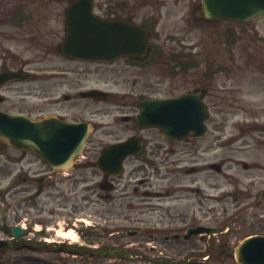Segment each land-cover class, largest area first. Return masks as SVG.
Returning <instances> with one entry per match:
<instances>
[{"label":"flooded vegetation","instance_id":"af4514ba","mask_svg":"<svg viewBox=\"0 0 264 264\" xmlns=\"http://www.w3.org/2000/svg\"><path fill=\"white\" fill-rule=\"evenodd\" d=\"M54 1H5L0 6V73L31 74L28 81L0 86V109L34 119L85 123L92 129L73 166L63 177L57 174L49 181L61 187L48 194L56 198L57 208L45 216L44 204L35 198L38 214L32 215L30 223L41 221L54 230L62 223L64 231L78 235L73 240L78 244L50 241L53 244L49 253L55 257L64 251L81 259V264L227 262V246L235 233L240 235L251 227L264 232V178L241 181L240 187L230 186L226 172L224 180H216L213 163L198 162V140L192 134L185 141L166 139L157 130L139 126L135 116L139 104L146 99L175 97L199 89H205L203 100L207 105L222 104L220 92L214 90L215 78L219 77L215 72L225 71L219 58L224 60L231 55L230 44L237 43L241 35L230 38L225 33L216 55L205 54L184 48L193 39L172 32L170 27H176L177 20L181 22L182 4L187 7L183 21H191L190 10L196 0H90L94 13L118 24L120 33L125 31L123 25L146 28L148 49L134 56L122 50L102 51L98 54L118 58L85 61L65 55L62 50L68 34L66 15L76 0ZM125 35L128 39L129 34L122 37ZM25 57L30 60H23ZM124 73L126 76L119 78ZM102 74L122 92L114 91L107 81V86L101 87ZM164 80L172 81L175 88L165 90ZM96 91L107 92V97L101 100ZM225 100L239 103L237 99ZM98 103H116L119 109L126 110L116 119L129 125V130L116 133L110 129L100 115ZM105 137L109 142H104ZM129 140L132 147L138 144L140 152L125 158L119 171L117 162L113 163L117 173H103L97 164L103 150ZM182 144L189 155H183L186 151ZM224 147L227 154L223 159L229 163L228 141ZM50 174L53 169L44 165L41 175ZM3 180L2 175L0 183ZM89 201L108 203V208L86 211L84 206ZM22 221L19 211L15 222ZM0 226H5V218ZM198 228L212 232L199 235ZM214 231L221 235L217 241ZM32 248L40 251L38 245ZM57 260L49 258L44 264H62Z\"/></svg>","mask_w":264,"mask_h":264},{"label":"rangeland","instance_id":"374dc122","mask_svg":"<svg viewBox=\"0 0 264 264\" xmlns=\"http://www.w3.org/2000/svg\"><path fill=\"white\" fill-rule=\"evenodd\" d=\"M57 1L58 0H55L54 2ZM199 1L200 0H196L192 7L198 5ZM186 13L187 7L185 4H182L180 13L181 22L179 23V20H177L178 25L176 27L170 25L172 32L175 31L180 35L187 34L191 36L193 40L189 41L188 43L190 45L184 48L197 49L204 51L205 54L211 53L216 55V49L218 50L217 46L221 47V40L222 37H224L222 30L226 29V25L228 23L220 22L201 27L200 25H196L198 21L195 20V23L193 22V24L196 25V28L191 30L190 24L183 21ZM233 28L235 29V33L242 35L243 38L242 41L235 47L237 59L232 57L234 58L233 61L237 63V66L233 68V71L230 74L220 75L218 78H215L214 90L220 92L218 96L222 99V104L212 105L211 118L208 121L209 129L211 131L210 137L209 139L207 137L206 139L197 141L196 155L199 158L198 162H219L223 159V154L226 150L221 144H223L224 139L229 136L231 142L229 148L238 150L239 152H230L229 157H232V160L225 166V170L229 174L230 186L240 187L241 181L243 183L249 179L264 176V170L258 169L259 166L261 169H264V134L259 133L261 134V138H256L258 134L256 131H260L261 126L264 124V19L256 20L255 22L249 23L247 25H234ZM195 31H200V34L195 35ZM191 42L196 43V46L191 45ZM226 58L228 59V65L231 66V63H234H230L231 57ZM23 60L27 61L30 59L25 57ZM124 76H126V73L122 74V77L119 78H123ZM103 77L105 79L102 78L99 82L101 87L107 86V82H109L108 86L110 88H112L114 91L122 92V90L117 87L115 83H112L104 75ZM164 81H167L164 84L165 90L172 91V89L175 88V85L172 81ZM231 89L234 91V93H226ZM229 95L241 100L240 104L227 102L225 98H230ZM98 105L100 106V115L103 120L110 125V129L115 130L116 133H123L129 130V125L123 123L121 120L116 119L117 115L126 112V110L122 108L119 109L116 103H98ZM245 126H249V128L246 129H251V131H254L252 133L254 137H237L239 132L242 130V127ZM235 138H240L239 143L238 140H235ZM256 139L262 141V145L258 143V146L256 144ZM103 140L104 142H109L108 137H105ZM244 143L247 144L245 148L243 146ZM181 147L182 150L186 151L183 155H189L185 145L182 144ZM243 150L246 151L242 152ZM24 157L26 158L23 159ZM185 161L193 162V160L190 159H186ZM29 162L32 164H28ZM244 162L249 164V169H245L243 167L242 164ZM40 166L41 162L35 157L29 156L27 154H21L17 150L9 148L0 142V168L5 167L4 169L8 171H14L22 167L33 170ZM216 177H218L219 181L224 180V176L222 174L215 176V178ZM5 180L7 191L6 201L8 204L10 203V209L8 210L12 211L15 209L17 196L19 194L17 192L18 185L16 186L15 181L9 179L8 177H6ZM32 186L33 185L25 186L24 192L26 193H20V195L23 197L22 199H30V189L34 191ZM48 191L51 192L53 189L50 187L45 189L38 201L39 204H44V212L51 213L55 209L57 201L56 198L47 197ZM101 193L105 192L101 191ZM89 202L90 203L84 206V209L89 212L108 208V203L105 202ZM30 205L31 203L29 206ZM29 206L26 211L31 213L35 209V206L34 204L30 207ZM261 230H264V227H261ZM250 231L252 232L254 229L251 228ZM241 236L242 235L233 236L231 241L237 243ZM230 247L228 250L229 260L222 264H236L232 256L233 246L231 248ZM24 252L26 251H23L22 253L26 255L27 253ZM41 257L47 260L51 256L42 254ZM54 258L55 257L51 259ZM61 258L62 257H60V259ZM62 263L81 264V259L69 257L65 258L64 262Z\"/></svg>","mask_w":264,"mask_h":264},{"label":"water","instance_id":"95a60500","mask_svg":"<svg viewBox=\"0 0 264 264\" xmlns=\"http://www.w3.org/2000/svg\"><path fill=\"white\" fill-rule=\"evenodd\" d=\"M76 9V6L74 7ZM207 20L228 19L235 21H246L255 18L264 17V0H202V8L198 12ZM87 18L85 26L95 33L97 24L100 23L95 17L90 18V12L83 15ZM96 24V25H95ZM102 28L104 23H102ZM96 30V31H95ZM134 34L138 30L133 27ZM112 31L102 36L96 42L89 38L81 36L80 40L74 41V49L71 42L66 47V51L72 50H99L111 48ZM88 59L100 57L83 56ZM15 75L6 76L11 78ZM17 76H19L17 74ZM196 100V96L185 95L181 98L161 100L150 104L142 105V114L139 117L141 123L146 126L160 127L165 134L171 137H184L179 134L180 128L184 130L194 129L197 136H202L206 131L204 120L207 118V112L203 104H186V101ZM64 136L52 134L49 135L48 120L34 121L26 117L13 116L0 112V139L10 146L20 149H30L33 153L39 154L47 162L52 163L48 146L52 147L53 154L59 155L63 151H68L63 160H67L73 153L82 150L86 135L83 136L81 126L65 125L62 128ZM80 134L82 135L81 137ZM111 152L125 151V144L113 147ZM125 156V154H122ZM121 157L120 160H122ZM19 234V229L14 230ZM236 256L239 264H264V236L245 240L236 250Z\"/></svg>","mask_w":264,"mask_h":264}]
</instances>
